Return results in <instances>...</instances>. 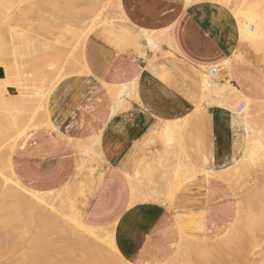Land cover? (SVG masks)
I'll list each match as a JSON object with an SVG mask.
<instances>
[{"label": "rangeland", "instance_id": "rangeland-1", "mask_svg": "<svg viewBox=\"0 0 264 264\" xmlns=\"http://www.w3.org/2000/svg\"><path fill=\"white\" fill-rule=\"evenodd\" d=\"M5 1L8 3H6ZM34 1L36 2L37 5H35ZM34 1L0 0V52L2 50V53H0L2 58L0 57V59L3 60L1 61L4 64L2 65L11 66L9 58H16V56L18 55L17 62H18L19 68L18 66L16 69L13 68L12 72H14L13 74L15 75L17 74L16 76L18 77L21 76L22 79L24 78V80L26 79L25 82L24 81H20V82H22L21 85L23 88L27 84L26 87L28 88V90H29V87L30 88L33 87L38 82L37 80H40L38 79L40 77V72H39L40 68L44 70L43 71L44 75H42V73L41 75L45 76L48 73L47 77L51 78L50 79L51 82L49 79H47V82L49 81L48 84L49 83L52 84V81L55 80L58 74L63 73L65 71L67 72L70 67L69 69L70 73L68 74L69 76H67L65 79L59 82L54 88H52L47 98L46 108H47V113H48V119L53 125H56V123L57 125H59L58 122L63 120L64 117L67 116L66 115L67 113L73 111L75 108H78L80 107V105L86 103L85 101L88 98H91L94 94H97V96L100 97L101 99L93 110H90L89 112L81 111L80 114L77 113L76 116H73L74 122L76 123L78 122L77 126L73 124L69 128H67V130L63 129L64 136L69 139L71 138V142L69 141V144L71 143L70 146L73 149L72 150L73 156L68 159L69 164L73 163L71 166V168L73 169V174L71 178L64 185H59L56 187H52L51 189H47V181H46L47 178H45L44 180L45 182H41V185H38L39 183H37V184H34V186L33 185L31 186V185H28L27 182L22 181L18 175L17 176L19 177L21 184L24 185L25 187H30L31 189L35 191H39V192L53 191L54 194H60L61 197L63 196L62 198L63 200H65L66 206L71 215H75L74 212L79 213V217L82 219L84 224L89 225L91 227L98 228V229L109 231L113 236V241L115 240L114 247L115 245L116 247H118V244L115 238L117 223L108 222L102 219L100 220L96 218L95 216L92 217L90 220H88L87 212H89L90 209L94 206V203H95L94 198L96 194L98 193L100 184L102 183L104 172L109 167L111 162L118 159V155L121 151V146L122 144L124 145L123 143L124 135L127 132L126 130L129 129V125L126 123V125L122 126L116 132L115 131L109 132V134H107L108 133L107 131L105 132L106 127L104 125V119L107 117L108 113L110 112L109 108L111 107L110 105L112 104V96L108 94L109 92L107 91V89H105L103 83H106L108 85H113L119 82L129 81L131 78L128 75L132 74V72L135 73V70L133 71L129 65L125 66L123 63L119 62L118 64V62H113V58H112L113 56L108 54L104 50L98 49V50L90 51L89 43H91L90 42L91 38L93 37L98 38L105 44L106 47H108L112 51L122 53L129 57H132V56L135 57L136 54L137 55L139 54L145 58V61H146V70H145L146 73L145 74H146V78L148 81V84L146 85V87L147 89L148 88L151 89V91H150V94L149 92H147L150 97L148 96V94H144L143 99H147L148 103L153 105V111L151 110L150 112L149 110H147V108H145V104H143L142 102V98H141L142 96L140 92L141 89L139 87V81H138L137 87H136L137 88L136 89L137 98H129V99L126 98L127 100L126 99L125 100L128 103V107L125 110L118 112L115 116H113V118L123 116V115L129 116L132 114L135 116H141L143 118L141 120L142 122L143 121L145 122L150 121V123L152 122V124H150L149 128L147 129L149 140L142 147V149L144 150V153L139 158L140 167L138 170H139V175L147 174V175H151L155 180H157V178L159 177H160L159 179L161 180L163 179L164 173L167 174L170 171L169 167L171 165L169 164L175 165L178 159L177 158L178 156L176 155H178L177 153H179V150L175 151L178 148H173L175 149L174 151L177 153L176 155L174 154L175 152H173L172 154L176 157H173L170 153V155H168L170 159L167 161L166 165L165 164L163 165L162 161L164 159L163 153H164V148H165L164 147L165 146L164 137L162 134L157 132L159 127L161 126L160 124L162 121L180 119L186 116L187 114L192 113L190 117L188 118V124L183 131L181 145H182L185 155L188 156L192 164L198 168H204L205 164L203 163L202 158L209 156L211 145H212L211 139L214 133L212 130H210L211 124L209 125L210 123L209 119L205 120V115L207 117L208 112L214 109H217V108L213 105L210 106V105H207L206 103L204 104L202 103L203 110H201L200 112H195V113L192 112L196 104L200 103V96L198 95V90H197L198 72H204V73L206 72V71L200 70L199 66L201 65V66L208 67L209 64L203 63L199 65L197 62H189L187 59V56L181 52L182 50H189L193 48L196 49V53L202 51L200 46L197 47V45H195L196 43L194 42L195 40H193L191 37L188 38V36H191V28L194 29L196 27H199L198 22L201 21L199 20L201 19V17H203L201 21L203 23V26L210 25L214 27L215 24H221L222 28L220 26L219 28L221 30L220 33L222 37H226V42L227 44H229L228 46L230 45L235 46L233 51L231 52V55L227 59H230L232 63L233 57L235 56H238L239 58L241 57L240 59L243 63L249 62L250 69L258 73H262V74L264 73V50L262 49V45L258 43H260V41H264V36L258 39H251V40L240 42L241 39L239 37V31L237 27L235 26V18L232 17L230 13V8L232 6L228 9H225L221 5H219L217 0H194L187 5L184 1L185 9L182 11V13H184L185 11V15L183 16L184 24L182 26L185 25L186 28L183 29V32L178 31V29H173V27L167 28L166 30L168 31V34L171 35L170 37L172 39V46L168 47L164 43L161 44L160 45L161 52L159 53L158 50L150 51L145 46L144 39L141 37V32H140L141 29L137 30L135 28H132L131 26H129L130 21H128L127 18L126 20H124L121 17H119L117 13L118 11L117 0H88V1L87 0H77V1L76 0H72V1L71 0H62V1L57 0V3L54 0L53 2L52 0L51 1L45 0L48 3L45 1H42V4L39 3L40 8H39V4L37 3L40 0H34ZM243 1L246 2L247 0H243ZM127 2L128 0H123V7H122V2H121V7L123 10L124 9L126 10L125 7L127 5ZM244 2L240 6H238L237 9L241 11L242 10L246 11L247 9H249L247 6H245ZM136 3L138 4L136 8L137 12L145 11V10L149 11L152 9L151 7L154 8L155 6L154 4H149L145 0H139ZM44 5L45 6L47 5V7H45ZM52 5H53V9H52ZM54 5H57V6L54 7ZM41 6L43 7L41 8ZM106 6L107 8H105ZM259 6L260 7L264 6V0H263V3H261V5ZM18 7H22V8H18ZM32 7H34L33 12L31 11ZM22 9H24L25 12ZM28 9H30L29 12H28ZM45 9H47V11H45ZM89 9H92L93 11L92 10L89 11ZM262 9L264 11V7ZM19 10L22 11L23 13L18 12ZM40 10H41V15L40 13H38L37 15L34 14V13L40 12ZM86 11H89V12L87 13ZM104 11H106V13ZM8 12L9 14L8 16H6ZM92 12H95V14L101 13L102 16L105 14L107 15L108 13L110 14V16L109 15L107 16L108 18L110 17L111 19L100 23L99 19L102 16L95 15L96 18H93L94 16ZM13 13L14 15H16V18H17V14L18 16L21 15L23 18L21 20L18 17V19H20L19 21L16 18L13 19V21L15 20L14 23H17L16 20L20 23V24L17 23L18 24L16 25L17 27L16 26L13 27L15 24L13 23L12 25V23H10V22H13L11 21L12 20L11 15H13ZM24 13H28V15L31 16V18L30 16ZM89 13H92V15ZM52 14L54 15L52 16ZM209 14H210V18L208 17ZM227 14L229 15L233 23V34H231L230 32L228 33L227 27H225V25L221 23ZM23 15H26V16L24 17ZM8 17L11 19L9 20L10 21L9 25H12V27L16 29L19 28L17 29V32L20 31L19 33L11 29V26L9 27L7 23ZM12 17L14 18V16ZM28 17L32 20H30ZM37 17L39 18L41 22H37L38 21ZM86 17L89 19L87 20ZM33 18H36L37 21L36 19H33ZM45 18H46V21H45ZM84 18L85 20H87L86 23L88 24L89 28L95 22V21L93 22V19L96 20L98 24L92 30H89V34H88V37L85 43H83V41H80V42L78 41L80 46H78V44L76 46V42H77L76 38L74 36H70L69 33H70V30H72V26L74 23L76 24L74 25L76 29H74L73 27L72 31L76 33L84 32V29H85V32L88 31L86 30L88 27L85 26L86 23H85ZM33 20L36 23H34ZM63 21L64 22L68 21L66 22L68 24L73 23L74 21L75 22L73 24H70V26L72 25L70 28L68 25V28L70 30L67 28L66 30L65 27H67V24L65 25L64 23H62ZM88 21H90V23L91 22L93 23L90 24ZM32 23L33 25H29ZM42 24L45 25V27H43ZM59 24L60 25L62 24L61 26L63 28ZM19 26H23V27L26 26L25 27L26 30H24L23 27H22L23 29L21 30ZM7 27L9 28L6 29ZM188 27L189 28L191 27L190 30H188ZM44 28L47 29V31L43 30ZM64 29L66 30V32L64 31L65 33H63V35H66L67 33L65 38H61L60 41H56L57 39L59 40L60 37H62L61 35L60 37H58L56 34L58 32L59 34L60 33L62 34ZM8 30L10 31V33ZM120 30L122 32L124 31L126 32V34L124 35L127 36V34H129L130 36L121 37V34L119 32ZM11 31H12V34H11ZM194 32L196 33L197 30H195ZM15 33L18 34L17 37L13 36V34ZM115 33H117L118 36L114 37ZM10 34L12 36H10ZM212 34L215 36L214 33ZM41 35L43 36L45 35L46 37L45 36L41 37ZM11 37H14V38H12L11 40ZM18 37L21 38L20 40H23L22 41L23 43H25L24 37H26V39H28L26 40L28 46L24 44V46L18 45L17 47H15V48H19V52L17 51L18 49L13 48L15 53L17 52L19 53V54L17 53L15 56L14 51H12V47H10L11 46L10 43L12 44V46L14 44L15 45H17L18 43L20 44L21 42L20 40H18L19 39ZM1 38H3L2 39L3 41H1ZM29 38L31 40H29ZM44 38L46 39V42L48 40H49L48 41L49 43L52 42V44H49V43L47 44V52H48L47 55L49 56V59H48V56H46V54H43L41 52L42 51L40 48L41 46L39 45L40 43L38 41V39L43 40ZM238 38L240 39V41ZM62 39L64 41H62ZM65 40L69 41V45L68 43H66ZM31 41L34 42L33 43L34 46ZM28 42L31 44L29 45ZM58 43L59 44L62 43V45H59ZM65 43H66V46L72 47V49L69 50L70 48L69 49L68 47L66 48ZM70 43H72L71 46H70ZM176 43L178 47L181 49V51L178 50L179 48H177ZM36 45L37 47H35ZM4 46L7 47L8 49L5 48ZM30 46L31 47L33 46L34 47V48L32 47L33 49L37 48L36 51L31 49ZM246 46L252 50L253 54L256 56V60H251V58L247 55L239 56L241 54V53L238 54L239 51L241 52V49H243V47H246ZM23 47H26L25 49L27 50L28 49L31 50V52L33 53V54L31 53L30 55L31 57L29 56L30 52H28V54H25V52L27 53V50H23ZM51 47L55 48V54L56 52H60L61 56L58 53H57L58 56L57 54L56 56H54L55 55L54 50ZM61 47H65V49L69 51H65V49ZM5 49L7 51L10 49L13 57H11L10 50H9V55H6L7 52H5L6 51ZM48 50L51 52L50 54ZM21 51L22 52L25 51V52L21 54L22 53ZM33 51L34 52L38 51L39 53L37 54V53H34ZM70 51H73L74 54H72L73 52H70ZM175 51H177L178 53ZM162 52L164 53L168 52L169 54L168 53L164 54ZM39 54H41V56ZM51 55H53L54 58L51 57ZM25 56L26 58L27 56L29 57V59L31 58V61L29 59H26ZM73 56L75 59L77 58L75 61L73 60ZM152 56H153V59H152ZM36 57H40L39 60L41 59L42 64H39L41 63V61L39 63L37 62ZM50 57L53 58L52 61ZM96 58H98V60H96ZM34 59L39 65H41V67H39V65L36 67V63L34 62ZM79 59L83 60L84 65L86 64L87 67L85 71L83 72L84 73L87 72L88 74L86 73L84 74L83 72L79 71L81 68V66H79L81 63H79V65L77 64L78 63L77 61ZM4 60H7V61H4ZM26 60H27V63L23 62ZM54 60H57V62ZM68 60L70 62H68ZM31 62H33L34 64H32ZM53 62H55L57 66L54 65L55 63ZM62 62H64L65 65L62 64ZM67 62L69 63V66ZM100 62L103 65V67L110 65L112 62L111 65H113L117 69L116 73H113L110 71L108 72L107 70L105 72L102 71L100 74H96L92 68V64L100 63ZM30 63L32 66L30 65ZM52 63L55 67H57L56 69L53 67ZM66 65L68 66V68ZM64 66L65 68H63ZM0 67H1V63H0ZM44 67H47V69L45 68L46 71L49 70L46 74H45V69H43ZM77 67H79V69ZM50 68L52 69V72ZM60 68L62 70L61 72H59L60 70L56 71ZM218 68L217 70H221L222 72L220 71L218 78L216 77L217 79L216 82L218 81V83H223L225 80L229 79L227 78L229 75V71H227L222 66ZM75 69L77 73H75L76 72ZM71 71H73L72 72L73 74L71 73ZM49 72H51L52 74L50 73L51 74L50 75ZM237 72L238 73L240 72V74L242 73L241 82L244 81L246 82L247 85L249 84V85L254 86L256 84L255 81H258L257 76L247 73V68L238 67ZM23 73L25 74L24 76H23ZM35 73L37 75H35ZM119 73L120 74L124 73L125 75L122 74L124 76H120ZM12 78L15 81L18 80L16 79L17 77L14 78L13 75H12ZM30 78L31 80H29ZM34 78L35 80L37 78L35 84H33L35 80L32 83V79ZM84 81H88V82L84 83ZM45 82L46 81L44 79L42 83H40L42 84L41 86L39 85V82L38 84H36L40 86L39 88L37 87L38 89L41 88L40 91H44L48 89L49 86L46 87ZM31 83L33 86H30ZM1 84L2 83H0V87L2 88V90L5 89L3 90V92L6 91L8 87H5V86L2 87L3 84L2 85ZM230 84L234 86L238 91H240L244 96L252 100L254 99L253 101L256 102L255 104H252L251 107L248 109L247 117L249 121L251 122V125L253 126V128L257 130V133L259 131L260 136L264 138V86L261 87L260 89H257L255 87V89H253L252 91L247 92V91H242L240 89L239 85L241 83L239 82L236 83L235 81H231ZM151 86L152 88H150ZM34 87L36 88V86ZM34 87L32 88V90L34 89V91L30 89L31 93H29L30 91L27 92L26 91L27 89L24 90L27 95L29 94V96H31V98L34 97V94H32V92H35V90L39 91L37 90V88L35 89ZM5 93H7V91ZM18 95L19 93L17 92V90L13 88V91H10V93H7L6 96L3 97V101L7 104L13 101L9 105H12L11 108L12 107L14 108V106L16 105L13 106V104L15 103V100L17 99L15 97ZM93 102H94L93 100H90L88 102V105L92 104ZM31 103L34 104L35 102H32V101L26 102V105L24 104L25 105L24 108L27 110L28 108L27 106H29V104ZM8 107L10 110V106ZM16 107H19V106H16ZM32 107L31 109L35 108V107L33 108ZM20 108L21 110L24 109L23 107H19V109ZM19 109L16 108L17 112ZM25 109L23 110L24 112H22L21 114V115L25 114L24 117L28 116L26 115V113L28 114V110L30 108L27 111ZM11 110L12 112H14V114H16L15 109H11ZM33 111L34 109L30 110V113H32ZM19 112L15 115V117L12 116L11 120H9L11 114H8V111L7 112L0 111L1 117H2V113H4L3 114L4 118L0 117L1 118L0 120L3 121L2 125L0 123L1 125L0 129H2L3 127H6L8 122L10 123L14 121L15 119L18 120L17 116L18 117L21 116ZM39 112H42V111L39 110ZM6 115L7 116L10 115L8 116L9 118L6 117L8 118V120L5 119ZM200 117H203V120H200ZM20 118L22 119V116ZM83 121L90 123V124L91 122L94 121V127H91L90 125L85 126L86 124H84ZM47 130H51V129L49 128L44 129V127H42L36 130L28 131L25 134V136L22 137L23 139L21 138L15 141L14 143L15 146L13 149V153L11 154V157L13 158V154L15 150H17L18 145L20 144V142L25 140V138L27 137V135L30 134V132L31 134H33L36 132H43ZM99 134H100L99 145L97 146V149L95 148V150H97L96 155H91L92 161L88 160V158L85 157V159L87 160L86 165L81 170V172H78L75 168V162H76V159L78 158L77 154L79 153V151L75 147V143L79 140V142H77L76 144L80 143V144L87 145L89 144L88 142H90L94 137L98 136ZM9 135L10 136H7L6 139L4 137L5 139V140L3 139L4 142L3 140H0L2 142V143L0 142V148H1L0 150H3V147H6L7 144H9L11 141L15 139L16 135H14L13 133L12 134L10 133ZM108 135L111 137V140H112L111 143H109V140H107L108 138H106L108 137ZM239 141H240V149L238 150L237 154H235L233 158L235 161L239 159L241 160L243 156L242 153L247 149V145L242 141V139H240ZM109 144H111V147L108 150ZM109 152L111 156L109 155ZM2 162H3V165H2ZM164 162H166V160ZM246 162L247 161H243V158H242V163H241L242 165L240 164V166L241 167L243 166L242 169H244V172H245L243 173V176L237 177L235 175V178L233 177L228 183L207 182V187L205 188L206 190L201 192L203 194V198H202L203 207L207 206L208 211H212V213L217 215L219 218L220 216H226L224 217V219L220 218L222 221L220 222L223 225L222 227L219 228L218 226H216L218 227L217 230H215V227L212 229L209 228L211 231L207 232V229H208L207 228V223H208L207 210L206 209H201V210L195 209L191 212V215H187V216L181 215L180 217H183V218L177 222L174 221V224L176 225L177 223L183 229H187V227H189L187 225V222L189 221V219H192V223L203 225L202 234H197V232L184 233L185 232L184 230H181L180 232H178L177 229L176 230L174 229V232H172L173 241L171 245L162 246V247H167L164 253H161V254L159 252L155 253V255L159 259L155 261L154 260L153 261L129 260V261L132 264H186V262L189 264H193V263L194 264H264V161L257 162L256 163L257 165L255 167L251 166L250 163L249 165H247L248 163L245 164ZM0 163H1L0 165H2L1 167H3L4 166L3 151H0ZM167 164L169 165V167L167 166ZM89 167H92L93 170L88 171L87 168ZM216 168L217 166L214 167V169ZM45 171H42L43 173H40L42 177L45 176V174H47V171L46 172ZM170 172L168 173L167 178H169V175H171L172 172L171 173ZM168 181L166 182L162 181V183L164 182V184L166 185ZM196 182H200V181H196ZM159 183H161V181L159 180L154 183L158 189V193L156 192L158 196L157 198L152 199V200L136 199L134 203H131V196H130V192L128 191V189L119 188L117 190V188L114 185H113L114 189L111 190L112 191L110 195L111 197L110 198L108 197V199H111V200L113 199L114 202L117 200L124 199V206H123L124 208H134V207H141V206H151V207H157L160 209L162 208L171 216L176 217V215L178 214L174 210L175 209L174 206L178 201L176 198L177 195L180 194V190L184 188H188L189 186L193 185L194 182L181 187L178 191L175 192V194L172 197H170L171 195L168 197V195L166 194L165 185L163 184L159 185ZM226 190L228 191V195H229L228 197L221 198L215 202H211L210 204H207V200L205 198L206 192H207L206 196L208 198L218 199L219 197H223L226 195V192H225ZM138 191L139 190H137V192ZM141 191L138 192L136 195L138 194L142 195ZM169 200L171 201L170 205H169ZM105 202L106 201L104 200V203ZM51 205L55 212H60L62 210L64 211L62 200L59 201L55 199L51 202ZM103 205L104 204H102L101 206ZM114 205H118V204L115 203ZM114 205L112 204L111 206L112 210L114 208ZM3 214L6 215L5 212L1 213V210H0V264H113L114 263L110 255H106V256H103L102 258H99L100 256H95L94 252L90 251V249H86L83 246L77 249L76 243L67 244L65 241H62L61 239L62 229L60 227L52 228V229L46 227L42 219L43 213L40 210L34 209L31 211L30 210L23 211L22 214L19 215L17 213L14 217H8L7 215L6 217H4L5 215ZM158 236L159 235H157L155 241L161 238V237L158 238ZM66 245L67 247H65ZM198 245H203V250L202 248H199ZM160 247L161 245L160 243H158V245L156 246V249L159 251L161 250ZM38 249H40V251ZM120 253L121 255H123L124 259H128L126 258L124 254H122L121 251Z\"/></svg>", "mask_w": 264, "mask_h": 264}, {"label": "crops", "instance_id": "crops-1", "mask_svg": "<svg viewBox=\"0 0 264 264\" xmlns=\"http://www.w3.org/2000/svg\"><path fill=\"white\" fill-rule=\"evenodd\" d=\"M137 1L139 0H128L127 5L125 7L126 10L125 9L123 10L125 12V16L127 20L130 21L129 26H131L132 28H135L137 30L144 29L152 32H158L171 27H173V29H178V31L180 32L181 31L183 32V29L186 28L185 25L182 26L184 24L183 16L185 15V11L184 13H182V11L185 9V5H184L185 0H145L149 4H154L155 6L154 8L151 7L152 9L149 11L145 10L140 12L136 11V8L138 6V4L136 3ZM120 2H122V7H123V0H121ZM217 2L225 9H228L232 6L230 9L233 11L246 12L260 8L259 5L263 3V0H247L246 2H244L243 0H217ZM243 2L245 6L249 8L246 11L243 10L241 11L237 9V7L240 6ZM208 17L210 18V14L208 15ZM202 19L203 17H201V19L199 20L202 21ZM201 21L198 22L199 27L194 28L195 30H197L196 33L194 32L195 30L190 27L191 36H188V38L191 37L193 40H195L194 41L196 42L195 45H197V47L200 46L202 51L196 53V49L194 48L181 51L177 43L176 46L177 48H179L178 50H180L182 53H184L187 56L189 62H197L199 65L203 63H207L209 64V66H211L218 63L221 60L227 59L231 55V52L233 51L235 46L233 45L228 46L229 44H227L226 42V37H222L220 33L221 30L219 28V26L222 28L221 24H215L214 27L210 25L203 26V23ZM221 23H223L225 27H227L228 33L230 32L231 34H233V23L228 14L226 15V17H224ZM235 26L238 29L236 20H235ZM190 28L188 27V30H190ZM119 32L121 34V37L130 36L129 34H127V36L124 35L126 34L125 31L122 32L120 30ZM212 33H214L215 36ZM116 36H118L117 33L114 34V37ZM141 37L143 38L142 34ZM90 42H91L89 43L90 51L98 50V49L104 50L108 54L113 56L112 57L113 62H118V64L120 62L123 63L125 66L129 65L133 71L135 70V73L132 72V74L128 75L131 78L129 81L119 82L117 84H113L110 86L136 82L135 83L136 84L135 88H136L137 82L139 81L142 102L143 104H145V108H147V110H149L150 112L151 110L153 111V105L149 104L147 99H143L144 94H148L147 92H149L150 94L151 91V89L149 88L147 89L146 87L148 81L145 74L146 73L145 58L139 54L138 55L136 54L135 57L134 56L129 57L122 53L112 51L108 47H106L101 40L95 37L91 38ZM258 44L262 45V49L264 50V41H260V43ZM238 54H240L239 56L247 55L251 58V60H256V56L253 54L252 50L247 46L243 47V49H241V52L239 51ZM240 58L238 56L233 57L232 60L233 62L231 63V75H232L231 81H235L236 83L238 82L241 83L239 85L240 89L242 91H247V92L252 91L253 89H255V87L257 89L263 87L264 73L263 74L258 73L250 69L249 62L243 63ZM96 60H98V58H96ZM111 64L107 65L106 67L105 66L103 67L101 62L95 63L92 64V68L96 74H100L102 71L105 72L107 70L108 72L110 71L116 73L117 71L116 67H114ZM238 67L247 68V73L257 76L258 81H255L256 84L254 86L249 84L247 85L246 82L244 81L241 82L242 73L240 74V72L239 73L237 72ZM122 74L124 73H121L120 76L125 75ZM4 79H5V70L3 68L1 69L0 67V80H4ZM87 82L88 81H84V83ZM104 84L108 85L106 83H103V85ZM150 88H152V86ZM136 89H135V94L137 98ZM197 90H198V95L200 96L201 81H200L199 73H198ZM6 91L7 93H10V91H13V88L8 87ZM100 99L101 98L98 97L97 94H94L91 98H88L85 101L86 103L80 105V107L75 108L73 111L67 113L66 114L67 116L64 117L65 120L62 118L63 120L58 122L59 125H57V123L56 125H53L49 121L53 129H55V131L47 130L43 132L33 133L31 134V138L27 140H23L25 141V145L22 147L21 145L23 141L20 142L12 158L13 169L14 172H16L15 174L18 175L22 181L27 182V184L31 186L32 185L34 186V184L37 183H39L38 185H41V182H45L44 181L45 178H47L46 180L47 189H51L52 187H56L59 185H64L71 178L73 174V169L71 168L73 163L72 164L68 163L69 161L68 159L73 156V152H72L73 149L71 148L67 140L68 138L64 136L63 129L67 130V128H69L73 124L77 126L78 122L77 123L74 122L73 116H76L77 113L80 114L81 111L89 112L90 110H93L96 107L97 103H99ZM90 100H93L94 102L88 105V102ZM198 104H196V106ZM196 106L194 107V110L192 112L195 113L203 110V108L196 110ZM216 108L217 109L208 112V116H207L208 118L205 115V120L209 119L210 122L209 125L211 124L210 130H212L214 134L211 139L212 145H211L210 154L208 157L202 158V161L205 164L204 168H198L195 165H193L190 159L188 158V156H186L183 151L181 145V139L183 136V131L188 124V118L192 113L191 114L189 113L183 117L185 119V123L183 125L181 137H180L181 150L187 161L191 163L192 166H194L197 170L219 171L220 169H223L226 166L233 164L235 162L233 158L240 149L239 140L242 139V141L244 142V133H243L241 121L235 115L227 112L226 110L218 107ZM109 113L107 117L104 119V125L106 127L105 132L107 131L108 132L107 134L113 131L116 132L122 126L126 125V123L129 125V129L126 130L127 132L125 131L126 133L124 135V142H123L124 145L123 144L122 146L120 145L121 151L118 155V159L111 162L109 167L104 172L102 183L100 184L98 193L94 198L95 201L94 206L90 209L89 212H87L88 215L87 218L88 220H90L92 217L95 216L100 220L102 219L108 222L117 223L115 238L118 247H116V245L115 247L119 253L121 251L122 254H124L126 258H128L125 260L130 262L129 260L155 261L159 259L155 255V253L157 252H159L160 254L164 253L167 247H162V246L171 245L173 241L172 232H174V229L175 230L177 229L178 232L184 230L185 231L184 233L197 232V234H202L203 225L192 223V219H189V221L187 222V225L189 226L187 227V229H183L177 223L176 225L174 224V221L177 222L183 218L180 217L181 215H186V216L191 215V212L195 209L207 210V214H208L207 232L211 231L209 228L212 229L215 227V230H217L218 227L219 228L222 227L223 225L221 223L222 222L221 219H224V217L226 216H220L221 218L220 219L217 215L213 214L212 211H208L207 206L203 207L202 204L203 194L201 192L206 190L205 188L207 187V181H203L202 178H200L199 180L200 182H194V184L189 186L188 188H184L180 190V194H178L176 197L178 201L174 206L175 208L174 210L178 214L176 215V217L171 216L162 208L160 209L151 206L124 208L123 207L124 199L117 200L115 202L113 199L112 200L108 199V197L109 198L111 197L110 196L112 193L111 190L114 189L113 185L117 188V190L119 188L121 189L127 188L128 191L130 192L129 185L124 175L125 174L128 175V173L129 176H134V174L139 175L138 172L139 171L138 169L140 167L139 158L144 153V150L142 149L143 145L147 143L149 140L147 129L149 128L150 124H152V122L150 123V121L142 122L141 120L143 118L141 116H135L131 114L129 116L123 115L113 118V116L115 115L109 117ZM47 117H48V113H47ZM200 120H203V117H200ZM167 121H174V120H167ZM83 123L86 124L85 126L90 125L91 127H94V121L91 122V124L84 121ZM58 131H60V133ZM157 132H159L160 134L162 133L161 126L159 127ZM57 136H60L59 140H56ZM106 138H108L107 140H109V143H111L112 141L111 137L108 135V137ZM110 147L111 144H109V148L107 147L108 150L110 149ZM213 166L214 167L217 166V168L214 169ZM84 167L85 165L76 170L78 172H81V170ZM45 170L47 171V174H45L43 178L40 173H43L42 171ZM87 170L92 171L93 168L89 167L87 168ZM152 180L154 183L157 182L155 179ZM139 185L141 186L140 188L142 189L146 188L145 185L143 184H139ZM137 188L139 190V186ZM46 192H50V191H46ZM138 192H136V194ZM145 192L148 193L147 188L144 190V193ZM156 192L158 193V189H156ZM225 192L226 195L223 197H219L218 199L208 198L206 196L207 193L206 192L205 198L207 200V204H210L211 202H215L221 198L228 197L229 196L228 191L226 190ZM130 196L132 197V195ZM146 197H147L146 193L145 195L138 194L136 195L135 200L142 198L144 199ZM104 200L106 201L105 203ZM115 203L118 204L119 206L114 205ZM131 203H134L132 202V198H131ZM64 204L68 211L65 200H64ZM102 204H104L105 206L104 205L101 206ZM112 204L114 205L113 210L111 209ZM74 213L75 215H71L70 213L69 214L77 221L83 223L82 219L79 217V213L76 212ZM129 222H131L132 224L131 227H129ZM157 235H159L158 238L159 237L161 238L155 241ZM158 243H160L161 245L160 247L161 250L159 251L156 249ZM114 244H115V240H114ZM121 256L122 258H124L123 255Z\"/></svg>", "mask_w": 264, "mask_h": 264}, {"label": "bare ground", "instance_id": "bare-ground-1", "mask_svg": "<svg viewBox=\"0 0 264 264\" xmlns=\"http://www.w3.org/2000/svg\"><path fill=\"white\" fill-rule=\"evenodd\" d=\"M16 1V0H15ZM26 1V0H25ZM30 1H34V0H30ZM41 1V2H40ZM39 2H37L38 4L39 3H41L42 4V1H45V0H40ZM51 1V0H50ZM54 1H56V3H57V0H54ZM62 1V0H61ZM72 1V0H71ZM77 1V0H76ZM88 1V0H87ZM192 1H194V0H185V3H186V5L187 4H189V3H191ZM6 2V1H5ZM19 2V1H18ZM28 2V1H27ZM45 2H47V1H45ZM52 2H53V0H52ZM100 2V1H99ZM6 3H8V2H6ZM20 3V2H19ZM34 3H35V5H37L36 4V2L34 1ZM34 3H32V4H34ZM44 3V2H43ZM48 3V2H47ZM46 3V4H47ZM76 3V2H75ZM17 4V3H16ZM54 4V3H53ZM15 5V4H14ZM27 5V4H26ZM49 5V4H48ZM62 5V4H61ZM84 5V4H83ZM86 5V4H85ZM114 5V4H113ZM19 6V5H18ZM31 6V5H30ZM45 6V5H44ZM50 6V5H49ZM55 6H57V5H54V7ZM77 6V5H76ZM9 7V6H8ZM28 7V6H27ZM36 7V6H35ZM43 6H41V8H42ZM45 7H47V5L45 6ZM264 7V6H263ZM263 7H260V8H257V9H254V10H251V11H246V12H238V11H233V10H231V13H232V16H234V18H235V20H236V23H237V26H238V29H239V37H240V39H241V41H240V39H239V41L240 42H242V41H246V40H251V39H258V38H261L262 36H264V11H263ZM7 8V7H6ZM18 8H22V7H18ZM33 8L34 7H32V9H31V11L33 12ZM39 8H40V4H39ZM38 8V9H39ZM89 8V7H88ZM102 8V7H101ZM105 8H107V6L105 7ZM235 8V7H234ZM17 9V8H16ZM30 9H28V12L30 11ZM37 9V10H38ZM50 9H51V7H50ZM52 9H53V5H52ZM52 9H51V11H52ZM82 9V8H81ZM80 9V10H81ZM111 9V8H110ZM109 9V10H110ZM117 9H118V11H117V13H118V15H119V17H121L122 19H124V20H126V16H125V12L123 11V9H122V7H121V2H120V0H117ZM21 10V9H20ZM18 11V12H22V11ZM23 11H24V9H22ZM26 10V9H25ZM84 10V9H83ZM92 9H89V11H91ZM100 10V9H99ZM109 10H107V11H109ZM112 10V9H111ZM115 10H114V12H115ZM27 11V10H26ZM45 11H47V9H45ZM69 11V10H68ZM77 11V10H76ZM79 11V10H78ZM89 11H86L87 13L89 12ZM93 11V10H92ZM25 12V11H24ZM54 12V11H53ZM82 12V11H81ZM105 13H106V11H104ZM112 12V11H111ZM110 12V13H111ZM23 13V12H22ZM31 13V12H30ZM38 13H40V15H41V10H40V12H37V13H34V14H38ZM50 13V12H49ZM70 13V12H69ZM77 13V12H76ZM93 13V18H96V16L98 15H101V13L100 14H95V12H92ZM92 13H89V14H91L92 15ZM8 14H9V12L7 13V15L6 16H8ZM11 14V13H10ZM17 14V13H16ZM24 14H27L28 15V13H24ZM32 14V13H31ZM43 14V13H42ZM79 14H80V12H79ZM86 14V13H85ZM84 14V15H85ZM102 14H103V12H102ZM113 14V13H112ZM20 15V14H19ZM35 15V16H36ZM40 15H39V17H40ZM50 15V14H49ZM54 14H52V16H53ZM96 15V16H95ZM107 15H109L110 16V14H108L107 13ZM106 14L105 15H101L102 17H100V19H99V22L100 23H102V22H104V21H107V20H110L111 18L109 17L108 18V16H107ZM12 16H14V18L12 17ZM24 17L26 16V15H23ZM28 16H30V15H28ZM34 16V15H33ZM46 16H47V14H46ZM107 16V17H106ZM113 16V15H112ZM18 17L22 20L23 18H22V16L20 15V16H18V14H17V18H16V15H14V13H13V15H11V18H12V20L8 17V19H7V23H8V25L10 24V23H12V25H13V23L15 22V20L13 21V19H18ZM44 17V16H43ZM78 17V16H77ZM29 18V17H28ZM30 18H31V16H30ZM29 18V19H30ZM38 18V17H37ZM47 18V17H46ZM46 18H45V21H46ZM66 18H68V17H66ZM76 18V17H75ZM79 18V17H78ZM87 18V17H86ZM20 19H18V21L20 20ZM33 19H36V18H33ZM43 19V18H42ZM48 19V18H47ZM52 19V18H51ZM50 19V20H51ZM70 19V18H69ZM80 19V18H79ZM89 18H87V20H88ZM9 20H11V21H13V22H10ZM30 20H32V19H30ZM72 20V19H71ZM84 20H85V18H84ZM83 20V21H84ZM87 20H85V23L87 22ZM17 20H16V22L17 23H19ZM24 21V20H23ZM36 21H37V19H36ZM44 21V22H45ZM81 21H82V19H81ZM96 22V20H94L93 19V22ZM10 22V23H9ZM22 22V21H21ZM33 22H34V20H33ZM37 22H41L40 20H39V18H38V21ZM66 22H68V21H66ZM66 22H62V23H64L65 25L67 24V27H65V29L67 28V29H69L71 26H70V24H73V23H66ZM89 23H90V21H88ZM93 22H91L90 24H92ZM94 22V23H95ZM6 23V24H7ZM17 23H14L15 25L13 26V27H15L16 25H18ZM23 23V22H22ZM27 23H29V22H27ZM34 23H36V22H34ZM92 24V26L89 28V26H88V24L86 23V27H88L86 30H88V31H86L85 32V29H84V32H80V33H76V32H74V31H72L73 30V27H74V25H76L75 23L73 24V26H72V30H70V36H74L75 38H76V40H77V42H76V46H77V44H78V46H80L79 45V42L80 41H83V43H85V41H86V39H87V37H88V34H89V30H92L95 26H97V22L95 23V24ZM20 24V23H19ZM24 24V23H23ZM46 24H47V22H46ZM54 24H56V23H54ZM63 24V25H64ZM8 25H6V26H8ZM12 25H9V27L11 26V29H13L15 32H17V29H19V28H13L12 27ZM22 25V24H21ZM29 25H33V23L32 24H29ZM58 25V24H57ZM60 25V24H59ZM62 25V24H61ZM60 25V26H61ZM68 25H69V28H68ZM83 25V24H82ZM24 26V25H23ZM23 26H19L20 28H21V30L24 28V30H26L25 29V27H23ZM37 26V25H36ZM42 26L43 27H45V25H43L42 24ZM9 27H7L6 29H8ZM17 27V26H16ZM23 27V28H22ZM57 27V26H56ZM62 27V26H61ZM86 27H84V28H86ZM34 28V27H33ZM38 28V27H37ZM52 28V27H51ZM54 28H55V26H54ZM59 28V27H58ZM63 28V27H62ZM61 28V29H62ZM16 29V30H15ZM28 29V28H27ZM63 30V32H62V34L60 33L59 34V32L56 34V32H55V34L58 36V37H60V35L62 36V37H60V39L58 40H56V41H60L61 40V38H65V36L67 35V33H66V35H63V33H65L66 32V30ZM74 29H76V27H74ZM30 30V29H29ZM32 30V29H31ZM43 30H46L47 31V29H43ZM9 31V30H8ZM36 31V30H35ZM61 31V30H60ZM65 31V32H64ZM4 32V31H3ZM20 32V31H19ZM19 32H17V33H19ZM24 32V31H23ZM22 32V33H23ZM27 32V31H26ZM40 32V31H39ZM50 32H51V30H50ZM67 32H69V31H67ZM9 33H10V31H9ZM22 33H20V34H22ZM32 33V32H31ZM41 33V32H40ZM49 33V32H48ZM54 33V32H53ZM11 34H12V31H11ZM10 34V36H12ZM30 34V33H29ZM37 34V33H36ZM43 34V33H42ZM44 34H46V33H44ZM50 34H52V33H50ZM54 34V35H55ZM141 34H142V36H143V39H144V41H145V43H146V46H147V48L150 50V51H159V53L161 52L160 51V45L161 44H165L166 46H168V47H171L172 46V39H171V35H169L168 34V31L166 30V29H164V30H161V31H158V32H152V31H147V30H144V29H141ZM35 35V34H34ZM13 36L14 37H17L18 36V34H13ZM21 36V35H20ZM26 36V35H25ZM29 36V35H28ZM45 36V35H44ZM43 35H41V37H44ZM53 36V35H52ZM14 37H11V40H12V38H14ZM37 37V36H36ZM46 37V36H45ZM54 37V36H53ZM57 37V38H58ZM19 38V39H18ZM18 38H16V39H18V40H20L21 38L20 37H18ZM23 38V37H22ZM25 38V43H23L22 41L23 40H20V42L22 43H18L17 45H13L12 46V44L10 43V47H12V51H14L13 50V48L14 49H18L17 51L19 52V48H15V47H17L18 45H23L24 46V44L25 45H27V42H26V40H28V39H26V37H24ZM3 38H1V41H3L2 40ZM8 39V38H7ZM16 39H15V41H16ZM39 39H40V37H39ZM38 39V41H39V45L41 46L40 48H41V52L43 53V54H46V56H48L47 55V44L49 43L48 41L46 42V39L44 38L43 40H39ZM42 39V38H41ZM49 39V38H48ZM29 40H31L30 38H29ZM54 40V39H53ZM52 40V41H53ZM15 41H13V42H15ZM34 41V40H33ZM37 41V42H38ZM51 41V40H50ZM56 41H55V43H56ZM62 41H64L63 39H62ZM66 41V40H65ZM79 41V42H78ZM5 42V41H4ZM3 42V43H4ZM11 42V41H10ZM32 42V41H31ZM36 42V41H35ZM16 43H17V41H16ZM34 42H32V44H33ZM66 43H68V45H69V41H66ZM66 43H65V47L67 48L68 47V49L69 50H71L72 49V47H69V46H66ZM28 44L30 45L31 43H29L28 42ZM36 44V43H35ZM49 44H52V42L51 43H49ZM59 44V43H58ZM38 45V46H39ZM59 45H62V43L61 44H59ZM58 45V46H59ZM72 45V43H70V46ZM28 46V45H27ZM33 46H34V44H33ZM32 46V47H33ZM57 46V45H56ZM55 46V47H56ZM5 47V46H4ZM9 47V46H8ZM31 47V46H30ZM31 47V49H33ZM35 47H37V45L35 46ZM50 47V46H49ZM54 47V46H53ZM65 47H61V48H64L65 49ZM5 48H7V47H5ZM26 47H23V50H27V49H25ZM29 48V47H28ZM52 48V47H51ZM57 48V47H56ZM8 49V48H7ZM37 49V48H36ZM36 49H33L34 51H36ZM53 50H54V54H55V48H52ZM3 50H4V48H3ZM6 50V49H5ZM10 50V49H9ZM9 50L7 51H5V52H7L6 53V55H9ZM39 50V49H38ZM50 50V49H49ZM48 50V51H49ZM69 50H66L65 49V51H69ZM33 51V52H34ZM40 51V50H39ZM56 51H57V49H56ZM17 52V53H18ZM22 52V51H21ZM20 52V53H21ZM23 52H25V51H23ZM23 52L21 53V54H23ZM28 52H30V54H29V56L31 55V50L30 49H28L27 50V53L25 52V54H28ZM53 52V51H52ZM70 52H73V51H70ZM175 52H177V51H175ZM0 53H2V50H1V52ZM10 53H11V50H10ZM17 53H15V51H14V54H15V56H16V54ZM34 53H39L38 51L37 52H34ZM51 52L49 51V54H50ZM59 54L60 56H61V54H60V52H56V54ZM78 53V52H77ZM162 53H164V52H162ZM168 52H166V53H164V54H167ZM178 53V52H177ZM19 54V53H18ZM20 54V55H21ZM24 54V55H25ZM33 54V53H32ZM53 54V55H54ZM56 54L54 55V56H56ZM58 54H57V56H58ZM68 54V53H67ZM72 54H74V52L72 53ZM71 54V55H72ZM169 54V53H168ZM3 55V54H2ZM5 55V56H6ZM40 56H41V54H39ZM53 55H51V57H53ZM71 55H69V56H71ZM154 55V54H153ZM161 55V54H160ZM18 56V55H17ZM17 56H16V58H9L10 59V64H11V66H8V65H6V66H3L4 64H3V60L2 59H0V63H1V69L3 68L4 70H5V79L4 80H0V83H2L1 85H2V87L3 86H5V87H12V88H14V89H16L17 90V92L19 93V95L18 96H16L15 98H17L16 100H15V103L13 104V106L14 105H16V106H19V107H23L24 108V106L26 105V102H35L34 104L36 105H34L33 103H31V104H29V106H27L28 108H27V110H28V114L26 113V115H28V116H26V117H24V115H21L22 114V112H24L23 110L25 109H22L21 110V108L19 109V107H16V106H14V108L12 107L11 108V106L12 105H9V104H11V103H9V104H7V103H5L4 101H3V97L4 96H6V94L7 93H5L6 91H4L3 92V90H5V89H3L2 90V88L0 87V111H2V112H7L8 111V114H11V116L10 115H8V116H10V118L6 115L5 116V119H7L8 120V118H9V120H11V117L13 116V117H15V115L19 112L20 113V115L22 116V119L20 118V117H18L17 116V119L18 120H14V121H12V122H8L7 123V126L6 127H3L2 129H0V140H3L4 139V137H5V139L7 138V136H10L9 134L11 133H13L14 135H16L15 136V139L13 140V141H11L9 144H7L6 145V147H3V150H0V151H3V155H4V166L3 167H1L2 165H3V162H2V165H0V210H1V213H6V215L8 216V217H14L17 213L20 215V214H22V212L23 211H31V210H34V209H36V210H40V211H42V213H43V222H44V224L46 225V227H48V228H50V229H52V228H61L62 229V241H65L67 244L68 243H71V244H74V243H76V248L78 249L79 247L81 248L82 246L84 247V248H86V249H90V251H93L94 252V254H95V256H100L99 258H102L103 256H106V255H110L111 256V258H112V260L114 261V263L113 264H132L131 262H128V261H126L124 258H122V256L120 255V253L118 252V250L114 247V241H113V236H112V234L109 232V231H106V230H103V229H98V228H95V227H91V226H89V225H86V224H84V223H81V222H79V221H77L75 218H73L70 214H69V212L67 211V209H66V207H65V204H64V200H63V196L61 197L60 196V194H54V192L53 191H50V192H39V191H35V190H33V189H31V188H29V187H25L24 185H22L21 184V182H20V180H19V178L17 177V175L15 174V172H14V169H13V165H12V157H11V154L13 153V149H14V143H15V141H17V140H19V139H21L22 137H24L25 136V134L28 132V131H30V130H36V129H39V128H42V127H44V129L45 128H49V129H51V130H53V131H55V129H53V127L51 126V123L49 122V119H48V117H47V108H46V104H47V98H48V96H49V94H50V92H51V90H52V88L55 86V85H57L60 81H62L63 79H65L67 76H69L68 74L70 73V67H69V69H68V73L65 71V72H63V73H60V74H58V76L55 78V80H54V78H53V80L54 81H52V84L51 83H49V84H51V85H49L48 84V82H47V79H51V78H48L47 77V72L49 71H46V69H47V67H44L43 69H45V76H42V75H44V73H43V71L44 70H42V68H40V70L42 71H40L39 70V72H40V77L38 78V79H40V80H37V78H36V80L39 82V85L41 86L42 84H40V83H42V81L45 79V86L47 87V86H49L48 87V89H46V90H44V91H40V89H38L40 86H38V85H36V84H38V82L36 83V80H35V78L34 79H32V83L34 82V80H35V82L33 83V84H35L34 86H36V88H37V90H39V91H36L35 90V92H32V94H34V97H32L31 98V96H29V94L27 95L26 93H25V91L24 90H26L27 92L28 91H30V89L32 90V88L34 87L33 85H32V83H31V85L30 86H33V87H29V90H28V88L26 87L27 86V84H26V86L23 88L22 87V82H20V81H24L25 82V80H24V78L22 79V77L20 78V77H18V76H16L15 74H13L14 72H12V70H13V68H17V66H18V62H17ZM38 56V55H37ZM67 56V55H66ZM76 56V55H75ZM162 56H164V55H162ZM0 57H1V55H0ZM11 57H13L12 56V53H11ZM21 57V56H20ZM31 57V56H30ZM50 57V58H51ZM2 58V57H1ZM22 58V57H21ZM25 58H26V56H25ZM39 58L40 57H36V59H37V62L39 63L40 61H41V59L39 60ZM54 58V57H53ZM53 58H51V61H52V59ZM55 58H57V57H55ZM61 58V57H60ZM63 58V57H62ZM66 58H68V57H66ZM70 58H72V57H70ZM155 58V57H154ZM20 59V58H19ZM26 59H29V57L27 56V58ZM48 59H49V56H48ZM77 59V58H76ZM75 58H74V56H73V60L75 61L76 60ZM152 59H153V56H152ZM22 60V59H21ZM30 61H31V58L29 59ZM39 60V61H38ZM71 60V59H70ZM82 60V59H81ZM80 59L77 61L78 63V65H79V63H81L79 66H81V68H80V72H83V71H85V69H86V64L84 65V63H83V60L81 61ZM4 61H7V60H4ZM48 61V60H47ZM54 61H56L57 62V60H54ZM62 61V60H61ZM66 61H67V59H66ZM80 61V62H79ZM23 62H26L27 63V60L26 61H23ZM34 62L36 63V67L39 65V64H42V61H41V63H37L36 61H35V59H34ZM68 62H70L69 60H68ZM67 62V64H68V66H69V63ZM32 64H34L33 62H31ZM31 63H30V65H31ZM53 63H55V62H53ZM53 63H52V65H53ZM3 64V65H2ZM24 64V63H23ZM62 64H64V62H62ZM75 64V63H74ZM26 65V64H25ZM27 65H29V64H27ZM54 65H56L57 66V64L55 63ZM53 65V67L56 69L57 67H55ZM60 65V64H59ZM65 65V64H64ZM76 65V64H75ZM32 66V65H31ZM30 66V67H31ZM43 66V65H42ZM63 66V65H62ZM67 66V65H66ZM68 66H67V68H68ZM77 66V65H76ZM224 67L227 71H229V75H228V78L229 79H227V80H225L223 83H218V81L216 82V77L214 78V76H216L215 74H212L211 73V71H214V72H216V69L218 68V67ZM39 67H41V65H39ZM51 67V66H50ZM61 67V66H60ZM18 68H19V66H18ZM63 68H65V66L63 67ZM62 68V69H63ZM73 68V67H72ZM78 69H79V67H77ZM76 68V69H77ZM199 68H200V70H202V71H206L205 73L204 72H198L199 73V76H200V81H201V95H200V103L196 106V110H198V109H200V108H202L203 106H202V103L204 104V103H206L207 105H210V106H215V107H218V108H222V109H224V110H226L227 112H229V113H231V114H233V115H235L240 121H241V124H242V128H243V133H244V143L247 145V149L242 153V158H243V161H247L245 164H247V165H249V163H250V165L251 166H253V167H255L257 164V162H259V161H264V138L262 137V136H260V133H259V131H258V133H257V130L255 129V128H253V126L251 125V122L249 121V119H248V117H247V112H248V109L251 107V105L252 104H255L256 102L255 101H253L252 99H250V98H248V97H246V96H244L240 91H238L234 86H232L231 84H230V82H231V80H232V75H231V61H230V59H224V60H221V61H219L218 63H216V64H214V65H211V66H208V67H206V66H199ZM51 69V68H50ZM76 69H75V71H76ZM219 69V68H218ZM225 69H223V70H225ZM60 70V71H59ZM56 71H59V72H61L62 70H61V68L60 69H58V70H56ZM226 71V72H227ZM34 72V71H33ZM51 72H52V69H51ZM51 72H49V74L51 73ZM73 71H71V73H72ZM222 72V71H221ZM41 73H42V75H41ZM75 73H77V71L75 72ZM84 73V72H83ZM83 73H81V74H83ZM86 74H88L87 72H85ZM84 73V74H85ZM52 74V73H51ZM50 74V75H51ZM73 74V73H72ZM80 74V73H79ZM228 74V73H227ZM12 75H13V77L15 78V77H17L16 79H18L17 81H15V80H13V78H12ZM25 74L23 73V76H24ZM35 75H37L36 73H35ZM55 75V74H54ZM31 76V75H30ZM42 76V77H41ZM56 76V75H55ZM213 76V77H212ZM218 76H219V74H218ZM218 76H217V78H218ZM36 77V76H35ZM28 78V77H27ZM20 79V80H19ZM43 79V80H42ZM29 80H31V78L29 79ZM42 80V81H41ZM23 82V83H24ZM50 82H51V80H50ZM221 82V81H220ZM28 83V82H27ZM136 82H132V83H129V84H119V85H115V86H110V85H105L104 84V87H105V89H107V91L109 92L108 94H110L111 96H112V104L110 105L111 107L109 108L110 109V113H109V117H111V116H113V115H116L118 112H120V111H123V110H125L127 107H128V103H127V99L126 98H136V94H135V84ZM29 84V83H28ZM44 85V84H43ZM43 87V86H42ZM35 88V87H34ZM35 88V89H36ZM42 90H43V88H42ZM32 91H34V89L32 90ZM29 93H31V91L29 92ZM32 94H30V95H32ZM12 97V96H11ZM126 99V100H125ZM12 100V99H11ZM111 100V99H110ZM8 102H10V101H8ZM111 102V101H110ZM258 102V101H257ZM25 104V105H24ZM258 104H260V103H258ZM28 105V104H27ZM8 106H10V110L11 109H15L16 110V108L17 109H19L18 110V112H17V110H16V114H14V112H12V110L10 111L9 110V107ZM35 107V108H33V107ZM263 106V105H262ZM16 107V108H15ZM31 107L34 109V111L32 112V113H30V110H33V109H31ZM26 110V109H25ZM26 110V111H27ZM39 110H41L42 112H39ZM195 110V111H196ZM14 111V110H13ZM13 114H12V113ZM37 112H39V113H37ZM41 113V114H40ZM3 114L4 113H2V117H1V114H0V117L1 118H4V116H3ZM7 114V113H6ZM29 114H30V116H29ZM19 115V114H18ZM232 115V116H233ZM6 117H8V118H6ZM24 117V118H23ZM188 117V116H187ZM186 117V118H187ZM0 118V119H1ZM3 120V119H2ZM1 121V120H0ZM1 123V125L3 124V121H1L0 122ZM184 123H185V119L183 118V119H178V120H174V121H162L161 122V131H162V133L161 134H163V137H164V153H163V157H164V159L166 160V162H164L165 160L163 159V161H162V163H163V165L165 164L166 165V163H167V161L170 159L169 158V156L168 155H170V153H171V155L173 156V157H176V156H178L177 158V161H176V163H175V165H172V164H169V165H171L170 167H169V165L167 164V166L169 167V170L172 172H170L169 170V172L171 173V175H169V178H167L168 177V173L166 174V173H164V175H163V179H159V178H157V180L156 181H161V183H159V185H165L164 184V182H166V181H168V179H169V181L166 183V185H165V187H166V194L168 195V197L170 196V197H172L174 194H175V192L176 191H178L181 187H183V186H185V185H187V184H190V183H192V182H196V181H199L200 180V178H202V180L203 181H207V182H214V183H228V182H230V180L234 177L235 178V175L237 176V177H241V176H243V173H245L244 172V169H242V167L240 166V164L242 163V158H241V160L239 159V160H237V161H235L232 165H229V166H226L225 168H223V169H220L219 171H203V170H197L194 166H192V164L191 163H189L188 161H187V159L185 158V156H184V154H183V152H182V150H181V146H180V137H181V132H182V128H183V125H184ZM1 125H0V127H1ZM4 126V125H3ZM41 130V129H40ZM256 130V131H255ZM60 133V132H59ZM99 137H100V134L98 135V136H96V137H94L90 142H88L89 144H87V145H85V144H80V143H78V144H76L77 142H79V140L75 143V147L78 149V151H79V153L77 154L78 156V158L76 159V162H75V168L76 169H79V168H81V167H83L84 165H86V162H87V160L85 159V157H87L88 158V160H90V161H92V158H91V155H96V151L97 150H95V148L97 149V146L99 145ZM29 138H31V132H30V134L29 135H27V137L25 138V140H27V139H29ZM4 139V140H5ZM12 139V138H11ZM23 139V138H22ZM60 139V136H57L56 137V140H59ZM4 140H3V142H4ZM68 140V142L70 141L71 142V138L69 139H67ZM1 142V141H0ZM72 142H74V141H72ZM2 143V142H1ZM71 144V143H70ZM25 145V141H23L22 142V145H21V147L22 146H24ZM173 148H178L177 150H175V149H173ZM244 148V147H243ZM1 149V148H0ZM173 149V150H172ZM178 151L179 150V153H177V152H175V151ZM77 151V152H78ZM173 152H175L174 154L176 155V153L178 154V155H176V156H174L172 153ZM6 156H8V157H6ZM94 158V157H93ZM95 159V158H94ZM2 161V160H1ZM244 163V162H243ZM1 164V163H0ZM174 164V163H173ZM244 164V165H245ZM162 165V166H163ZM242 165V164H241ZM164 167V166H163ZM239 167H241V168H239ZM158 168V167H157ZM166 168V167H165ZM221 168V167H220ZM159 169H161V168H159ZM166 171V170H165ZM139 172V171H138ZM125 176V179L127 180V183H128V185H129V188H130V195H132V202H134L135 201V198H136V192H137V190H138V186H139V192L142 190V192H144L143 190H145L146 188H147V190H148V193L147 192H145L146 193V195H147V197L146 198H144V200L145 199H149V200H152V199H155V198H157V193H156V189H157V187L155 186V184H154V182H153V180L152 179H154V178H152L151 177V175H147V174H142L141 176L140 175H135L134 174V176H129V174L127 175V174H125L124 175ZM144 179V180H143ZM162 181H164L163 183H162ZM139 184H143V185H145V187L146 188H141L140 189V185ZM158 184V183H157ZM138 185V186H137ZM154 187V188H153ZM155 189V190H154ZM62 191V190H61ZM63 193V192H62ZM145 193H144V195H145ZM143 194V193H142ZM55 199H57V200H59V201H61L62 200V204H63V208H64V211L62 210V211H60V212H55L54 210H53V208H52V205H51V202L53 201V200H55ZM143 199V198H142ZM172 199V198H171ZM170 199V200H171ZM169 200V205L171 204V201ZM168 203V202H167ZM4 211V212H3ZM20 211H22V212H20ZM67 212V213H66ZM2 215V214H1ZM3 215H5V214H3ZM6 215L4 216V217H6ZM13 219V218H12ZM6 220V219H5ZM16 220V219H15ZM3 223H5V222H3ZM247 233V232H246ZM249 234V233H248ZM252 235V234H251ZM250 238V237H249ZM37 242V241H36ZM70 244V245H71ZM48 245V244H47ZM79 245V246H78ZM113 245V246H112ZM69 246V245H68ZM78 246V247H77ZM38 247V246H37ZM65 247H67V245L65 246ZM112 247H114V248H112ZM198 247L199 248H202V250H203V245H198ZM41 248V247H40ZM75 248V247H74ZM39 251H40V249H38ZM114 250V251H113ZM49 252V251H48ZM47 252V253H48ZM207 252H209V251H207ZM212 252V251H211ZM42 255V254H41ZM203 255V254H202ZM225 256V255H224ZM201 258H203V257H201ZM186 264H189V263H187L186 262ZM194 264V263H193Z\"/></svg>", "mask_w": 264, "mask_h": 264}, {"label": "built area", "instance_id": "built-area-1", "mask_svg": "<svg viewBox=\"0 0 264 264\" xmlns=\"http://www.w3.org/2000/svg\"><path fill=\"white\" fill-rule=\"evenodd\" d=\"M220 71H221V70H217V69H216V72H214V71H211V73L216 75V76H214V78H215V77H217V76H218V74L220 73ZM212 77H213V76H212Z\"/></svg>", "mask_w": 264, "mask_h": 264}, {"label": "snow or ice", "instance_id": "snow-or-ice-1", "mask_svg": "<svg viewBox=\"0 0 264 264\" xmlns=\"http://www.w3.org/2000/svg\"><path fill=\"white\" fill-rule=\"evenodd\" d=\"M132 226V224H131V222H129V227H131Z\"/></svg>", "mask_w": 264, "mask_h": 264}]
</instances>
